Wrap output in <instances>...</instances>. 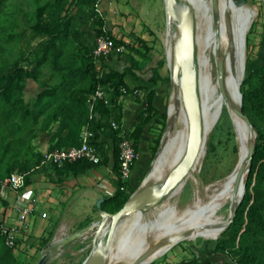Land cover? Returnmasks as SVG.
Returning a JSON list of instances; mask_svg holds the SVG:
<instances>
[{"label": "rangeland", "instance_id": "1", "mask_svg": "<svg viewBox=\"0 0 264 264\" xmlns=\"http://www.w3.org/2000/svg\"><path fill=\"white\" fill-rule=\"evenodd\" d=\"M70 2L71 0H68L65 4L64 13L69 8L79 15L81 28L84 31V42L91 48L96 38V27L99 25L97 15L93 13V8L78 10L74 3ZM247 4L255 7L257 14L247 32L248 63L245 74L262 63L264 40V33L259 29L264 25V1L247 0ZM57 5L56 0H0V67L9 70L17 63L31 64L35 55L25 53L24 34L37 31ZM98 7L102 9L112 33L131 45L140 47L144 52V55H141L126 47L119 55H115L117 64L114 67L118 69H123L130 64L127 56L129 53L133 54L140 62V68L137 69L140 83L136 86L140 92L124 96L133 100L144 99L146 93L142 87L147 85L149 88H155V104L161 112L167 113V118L160 117L159 120H155L156 117H153L147 125V151H151V147L153 148L155 144L161 142L160 137L167 129L170 100L175 89L172 70L168 65L166 54L165 36L168 28L166 2L165 0H100ZM39 40L40 35H37L32 43L36 44ZM64 57H71L74 60L78 58V53L70 43L65 45ZM112 58L111 55L110 59ZM90 82L88 75L71 82L70 74L68 75L65 70L55 69L47 60L39 67L36 78H28L24 81V108L39 111L42 105L50 103L52 107L39 112L41 114H38V122L34 123L41 125L42 120L47 117L55 105L67 100L68 96L74 92L84 91L86 87L90 86ZM9 109L8 101L0 99V144L7 143L17 135V131L11 129L13 123L16 125L21 123L25 129L35 130L32 127L34 119L30 113L26 115L24 122L20 113L13 116L8 115ZM223 122L218 123L211 132L206 145L205 158L199 170L195 172V177L187 179L178 199L179 207H184L193 198L197 185L204 186L208 182L228 174L234 168L238 159V147H236L232 128L225 121ZM263 127L264 119L256 120L255 129ZM22 133L24 130L20 134ZM12 151L14 149H11L2 161L3 168L13 160ZM148 155L151 156L150 161L137 188L142 184L152 168L153 161H155L156 155L155 157H152L151 153ZM142 157L145 160L144 155ZM31 159L34 161L36 158ZM258 167L259 165L254 172L252 184L248 190L250 199L247 201L246 198L247 204L239 221L226 228L216 239L210 235L187 234L183 238L173 241L166 252L150 264H177L188 262L198 256L214 259L217 264H220L230 258L238 259L242 252H246L254 264H264V179L257 176ZM129 179L130 177L125 182L128 183ZM257 190L258 194H256ZM105 204L109 207L108 203ZM65 208V212H67L68 205ZM49 218L50 216L44 219L48 221ZM100 219L99 209L94 208L92 213H89L83 221L74 223L73 227L69 226L71 222L57 221L53 223L50 228V230H54L53 233L66 231L69 235L73 236L78 233L79 236L76 238L77 240L68 238V240H64L66 242L63 241L62 244L54 248L53 256L47 264H81L92 249V240ZM0 236L1 254L9 247L5 242L1 227ZM54 238L55 234H52L50 239ZM218 240L222 244V248H219L216 253L210 254ZM236 248L240 249L241 253H235L234 249ZM39 258L40 256H37L28 260V257V259L26 258L28 261L18 258L17 264H37Z\"/></svg>", "mask_w": 264, "mask_h": 264}, {"label": "trees", "instance_id": "2", "mask_svg": "<svg viewBox=\"0 0 264 264\" xmlns=\"http://www.w3.org/2000/svg\"><path fill=\"white\" fill-rule=\"evenodd\" d=\"M68 0H56L57 6L53 8L48 18L34 33L30 32L24 34V51L25 53H32L35 55L30 65H22L17 63L11 69L6 70L0 67V99H6L10 104V109L7 114L10 116L21 114L22 120L25 122L26 115L30 113L34 119L32 127L35 130L27 128L24 125L13 123L12 130L17 131L14 139L7 143L0 144V178H4L13 171L26 172V186L30 184L31 177L35 173L45 172L48 168L53 167L58 173L73 171L75 173L85 171L88 168L107 163L110 159L109 148L105 146L104 141L98 138L104 132L106 127L111 129V136L114 140V156H115V170L119 174V186L115 193L106 196L101 204V207L107 211L115 212L119 210L124 203L129 199L130 195L135 191L136 187L129 188L124 179L120 176V160L118 147L121 140V129H114L111 127V121L116 120L119 124L123 119V103L120 98L123 94L122 87L127 88V92L123 95H131L137 87H131L126 75L131 74L133 77L137 76L136 70L140 68V62L131 53L127 56L130 64L123 69H118L110 65V57L97 58L92 54V47L90 48L83 39L84 31L81 28L80 17L77 13L72 12L69 8L64 13L65 4ZM264 1V0H263ZM100 0H71L78 10H85L93 8V13L97 15L98 26L96 27V36L101 34L104 18L97 12L96 6ZM109 33L112 34L111 29ZM40 35V40L36 44L32 40ZM116 43H125L126 47L132 49L134 52L144 55L143 50L130 44L121 37H114ZM71 44L78 53V58L75 60L71 57H64L65 45ZM262 63L260 66L253 68L249 73L245 74L244 80L241 84V91L243 93V111L248 114L254 126L256 127V120L264 119V40L262 49ZM47 60L51 62L55 69L65 70L70 74L71 82L80 80L82 76L88 75L90 78V86L86 87L82 92H74L68 96L67 100L61 101L55 105L49 112L47 117L42 120L41 125L34 124L38 122L39 112L45 111L46 108H51L50 103H45L39 111H33L24 108L25 99L23 91L25 88L24 81L28 78H36L38 76L39 67ZM154 77V75H153ZM98 86L104 87L108 92L113 91V99L110 103H105L103 99H97L91 111L89 98L95 92ZM146 93L145 98H137V101L143 102V108L137 114L134 127L131 131L126 132V135L133 140L136 150L139 152L140 139L145 127L149 124L153 117L159 120L160 117L167 118L166 112H161L160 108L155 104L156 89L149 88L147 85L142 87ZM135 95V94H134ZM92 113V117L89 115ZM96 133V146L101 156L99 163H93L88 159H79L72 162H65L63 165L44 162V154L39 151H34L28 155V150L32 148L31 139L40 131L49 130L51 133L50 149L61 148L73 144H78L81 134L86 127ZM15 127V128H14ZM24 133L20 134L21 132ZM33 130V131H32ZM67 130L66 133H64ZM162 138V137H160ZM155 144L151 147L152 157H155L157 148ZM12 151V161L3 168L2 161L7 153ZM31 158H36L34 161ZM257 176L264 179V127L257 128V138L255 144V151L252 159L251 170L246 181V193L242 202L240 203L237 214L233 222L227 227L233 226L242 218V212L246 207L247 201L250 199L248 193L249 187L252 184L254 172L257 166ZM123 187V188H122ZM2 184L0 180V193ZM259 191L257 190L258 194ZM3 202H6L2 198ZM105 203H108L109 207ZM98 209V207H96ZM53 231L50 233L52 236ZM50 236L45 239V243L50 240ZM1 238V236H0ZM217 238V237H214ZM222 248L220 241H216L214 248L210 254ZM235 253H241L240 249H234ZM18 257L11 247H7L0 254V264H17ZM177 264H217L214 259H207L206 257H196L188 262H180ZM220 264H254L252 258L246 253L242 252L238 259H229Z\"/></svg>", "mask_w": 264, "mask_h": 264}, {"label": "bare ground", "instance_id": "3", "mask_svg": "<svg viewBox=\"0 0 264 264\" xmlns=\"http://www.w3.org/2000/svg\"><path fill=\"white\" fill-rule=\"evenodd\" d=\"M216 1L217 10L213 7V0H181L195 12V66L203 125L208 131V138L220 122L225 121L232 128L238 147L237 162L228 174L204 186L197 185L193 198L184 207H179L178 199L187 180L171 190L157 206L124 216L117 225L104 264H150L161 257L173 241L187 234L219 237L235 204L245 195L248 173L245 171L238 182L236 168L248 159V145L253 131L235 108L240 106L237 87L243 72L242 25L248 16L251 25L257 9L249 4L239 6L235 0ZM167 24L166 54L168 65L172 68L174 50L181 33L178 21L168 14ZM218 56L225 62L228 97L218 80ZM247 56L246 42V68ZM169 110L176 116L175 125L146 177V185L161 187L167 174L183 159L188 149L189 118L182 93L176 89L173 90ZM205 155L206 152L199 157L187 179L195 177Z\"/></svg>", "mask_w": 264, "mask_h": 264}, {"label": "water", "instance_id": "4", "mask_svg": "<svg viewBox=\"0 0 264 264\" xmlns=\"http://www.w3.org/2000/svg\"><path fill=\"white\" fill-rule=\"evenodd\" d=\"M165 1L167 14L170 17H174L178 21L181 33L180 39L178 40L174 50L173 67L171 70L175 82V89L178 93H182L184 104L188 113L190 126L188 149L183 159L167 174V177L161 187H154L145 184L146 177L150 173V170L144 178L142 184L130 195L129 199L119 210L111 212L103 209L101 204L105 198L100 197L98 199L97 207L101 214V219L97 223L98 226L92 240V249L81 264H104L119 221L124 216L131 214L134 211L149 210L150 208L157 206L171 190L181 184L184 180H187L191 169L194 167L199 157L206 152L208 131L203 125V114L198 94L197 72L195 66V12L181 2V0ZM235 2L239 6L247 4V0H235ZM213 7L217 10L216 0H213ZM249 21L250 16L245 18L242 25L241 54L243 57V72L237 87L240 106L236 107L235 110L238 114L245 118L246 122L253 131V135L248 145L247 161L241 163L236 168V178L238 182L242 179L245 171L249 176L257 138V130L255 129V126L248 114H246L242 108L243 93L241 91V84L246 72L245 47ZM217 70L220 87L223 93H225L228 97L226 92V67L224 59L221 56H218L217 58ZM175 121L176 116L171 114L169 110L167 129L162 135L155 161L166 145L169 139V132L173 129ZM155 161H153L152 168ZM244 186H246V183ZM241 202L242 199H239V201L235 204L230 214V218L224 226L222 232L233 222ZM54 247L55 244L53 242L49 243L47 249L40 256L37 264H47L53 256Z\"/></svg>", "mask_w": 264, "mask_h": 264}, {"label": "crops", "instance_id": "5", "mask_svg": "<svg viewBox=\"0 0 264 264\" xmlns=\"http://www.w3.org/2000/svg\"><path fill=\"white\" fill-rule=\"evenodd\" d=\"M259 29L264 33V25ZM115 55L119 54H112L114 58L110 59L112 67L117 64ZM136 73L138 74L137 70ZM125 78L133 88L140 83L138 75L133 77L131 74H127ZM120 101L123 103L124 115L120 123L121 132H128L133 129L135 118L143 108V102L126 98L124 95L121 96ZM147 130L148 127L146 126L141 135L138 159L127 183L129 188H137L150 161L151 156L149 157L148 154L151 151H147ZM66 132L67 130L64 133ZM98 139L104 141L105 146L110 149V159L107 163L94 165L78 173L73 171L58 173L55 168L50 167L45 172L33 174L30 184L25 189L17 193L10 190L4 193L3 198L6 202H3V204L6 207L11 205L15 199L32 200L38 205L37 212L30 216V233L22 234L19 237L20 249L15 252L18 258L26 261L29 257L28 260H32L33 257L41 256L51 242L56 243L54 247L56 248L68 238L77 240L78 233L71 236L65 231L63 233H53L55 238L53 240L50 239L47 243L44 242L50 236V233L54 232L53 229L50 230L53 223L57 221L61 223L71 222L69 226L73 227L74 223L83 221L89 213H92L94 208L97 210V201L100 197L105 198L115 193L119 186V174L115 170L114 140L111 136V129L106 127ZM31 144L32 148L28 150V155L34 151H39L43 154L47 152L51 144L50 131L38 132L31 139ZM142 155H144L145 160H143ZM67 205L68 211L65 212ZM42 211H46L47 214L43 216L41 214ZM48 216H50L49 220L45 221L46 219L44 218ZM47 230L50 231L48 232Z\"/></svg>", "mask_w": 264, "mask_h": 264}, {"label": "built area", "instance_id": "6", "mask_svg": "<svg viewBox=\"0 0 264 264\" xmlns=\"http://www.w3.org/2000/svg\"><path fill=\"white\" fill-rule=\"evenodd\" d=\"M96 10L104 18L105 24L102 27V33L95 38L94 45L92 46V54L97 58L105 57L108 59V57L114 53L120 54L123 52L126 48V44L115 42L114 37L117 35L109 33L110 27L108 26V21L102 9L98 7V4ZM122 92L123 94L126 93L127 88L122 87ZM138 92H140V90L135 88L131 95L137 94ZM97 99H103L105 103H110L113 99V91L108 92L104 87L98 86L89 98L91 111ZM89 117H92V113ZM111 127L114 129H122L121 125L116 120L111 121ZM96 139L95 131L86 125L78 144L48 150L44 153L43 161L63 165L65 162L88 159L93 163H99L101 156L96 146ZM119 147L120 176L122 179L126 180L131 176L139 154L133 140L126 135L125 131L121 132ZM26 176V172L13 171L4 178H0L2 184L0 193V227L5 237L6 244L13 248L15 252L20 249L19 237L31 231L30 216L37 212L38 205L32 200L23 201L15 199L11 205L6 207L1 198L4 197V193L8 190L17 193L25 189ZM41 214L45 216L47 213L46 211H42Z\"/></svg>", "mask_w": 264, "mask_h": 264}, {"label": "clouds", "instance_id": "7", "mask_svg": "<svg viewBox=\"0 0 264 264\" xmlns=\"http://www.w3.org/2000/svg\"><path fill=\"white\" fill-rule=\"evenodd\" d=\"M29 195H30V193H29Z\"/></svg>", "mask_w": 264, "mask_h": 264}]
</instances>
